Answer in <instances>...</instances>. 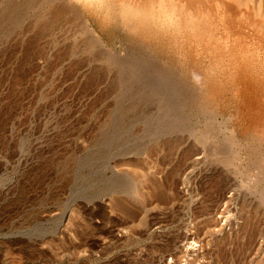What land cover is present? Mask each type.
<instances>
[{
    "label": "rangeland",
    "instance_id": "1",
    "mask_svg": "<svg viewBox=\"0 0 264 264\" xmlns=\"http://www.w3.org/2000/svg\"><path fill=\"white\" fill-rule=\"evenodd\" d=\"M35 1L0 0V264H264L252 68L100 49Z\"/></svg>",
    "mask_w": 264,
    "mask_h": 264
},
{
    "label": "bare ground",
    "instance_id": "2",
    "mask_svg": "<svg viewBox=\"0 0 264 264\" xmlns=\"http://www.w3.org/2000/svg\"><path fill=\"white\" fill-rule=\"evenodd\" d=\"M42 2H47L42 12L45 15L42 17L45 19L49 17V20L43 21L40 18L42 21L40 22L39 19V22H43V27L48 30L55 28L68 31L77 29L86 34L89 40L100 49H106L108 46L103 41L102 34L111 33L115 38L118 37L119 40H122L123 45H128L131 48L152 51L167 47L171 51L179 52L183 49H188V52L201 50L202 54L203 52L207 54L205 57L209 55V58L221 62L220 65L229 64L234 68H246L247 66L252 68L251 75L257 82L255 89L257 91L261 87V92L264 93V0H179V11L186 18L180 34L149 28L136 38L129 36L119 27L103 26L93 15L86 13L75 0H43ZM39 9L38 13H40ZM189 14L191 23L187 22ZM34 26L38 27L37 21ZM173 55L175 56V54ZM174 56H171V60L178 61ZM185 59L186 57L183 58V60ZM227 71L229 70L226 69ZM226 72L225 74H227ZM240 73L242 72L240 71ZM232 75L230 73V77ZM241 77L244 76L241 75ZM224 78L226 79V77ZM254 94L256 95V93ZM262 106L264 104L260 107Z\"/></svg>",
    "mask_w": 264,
    "mask_h": 264
},
{
    "label": "clouds",
    "instance_id": "3",
    "mask_svg": "<svg viewBox=\"0 0 264 264\" xmlns=\"http://www.w3.org/2000/svg\"><path fill=\"white\" fill-rule=\"evenodd\" d=\"M105 27L116 26L136 38L149 28L180 34L185 17L179 0H75ZM187 22L191 23L190 14Z\"/></svg>",
    "mask_w": 264,
    "mask_h": 264
}]
</instances>
